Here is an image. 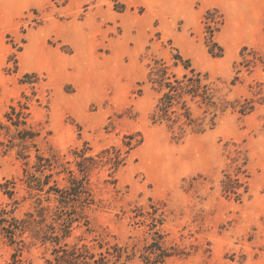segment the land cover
Returning a JSON list of instances; mask_svg holds the SVG:
<instances>
[{
    "label": "rangeland",
    "instance_id": "1",
    "mask_svg": "<svg viewBox=\"0 0 264 264\" xmlns=\"http://www.w3.org/2000/svg\"><path fill=\"white\" fill-rule=\"evenodd\" d=\"M156 59L177 74L189 59L219 96L252 110L228 106L211 127L208 114L200 132L154 121ZM18 100L40 150L67 167L85 146L87 155L132 146L115 171L92 169L97 204L63 241L127 246L129 264H264V0H0V119ZM15 152L0 160V208L21 219L36 202ZM228 176L240 177V195L223 190ZM67 177L55 175L60 186ZM7 179L16 182L11 196ZM137 206L162 213L170 255L159 263L139 256L152 230L149 218H132ZM3 225L0 264H14L15 253L20 264H55L54 244L29 231L12 241Z\"/></svg>",
    "mask_w": 264,
    "mask_h": 264
},
{
    "label": "trees",
    "instance_id": "2",
    "mask_svg": "<svg viewBox=\"0 0 264 264\" xmlns=\"http://www.w3.org/2000/svg\"><path fill=\"white\" fill-rule=\"evenodd\" d=\"M174 59L173 66H177L178 62L183 60L180 54H175ZM183 62L185 71L181 74L169 71L170 65L163 59L154 60L151 66L148 80L159 93L152 114L154 121H164L170 128L178 129L180 133L200 132L206 129L208 114H212L209 118L211 127L218 112L225 111L228 106L237 108L241 113L252 110L253 105L249 103L239 104V101L232 103L219 96L218 89L208 81L206 72L192 67L189 59ZM28 109L27 101L18 100L16 105H9V109L4 112L5 120L0 119V160L15 149L16 158L22 160V176L19 180L25 185L30 197H34L36 209L35 212L28 211L25 217L17 219L14 216L10 218L5 216L13 210L0 208V223H5L2 226L3 231L12 241L17 233L29 231L32 238L42 243L51 242L54 244L52 253L55 264H129L135 251L132 249L133 251L129 252L127 246L98 240L97 249L96 246L87 243L70 244L63 240L70 235L74 224L88 225L85 211L97 204L89 181L92 169L107 166L110 173L115 171L124 163L127 153L132 148L131 143L125 142L127 145L125 150L111 146L94 155H87L90 148L82 147L74 151L75 167L70 168L59 161L55 154L46 155L40 150L37 145L39 132L28 123L30 114ZM199 110L201 112L197 113ZM32 148L33 159L30 152ZM61 172L68 173L67 184L64 186H60L55 178V175ZM234 182L236 185H233ZM237 183L241 185L239 176L234 178L228 176L227 180H223V190L240 195L236 191ZM15 184L14 179H7L2 186H5V192L11 196ZM42 194L45 198L41 197ZM43 199L46 201L53 199L56 205H44ZM135 210L132 218L139 216L149 218L147 225L152 230L151 241L142 246L139 256L146 262L159 263L170 255L161 245L163 235L160 228H157L163 221L162 213H158L156 207L149 211L137 206ZM142 222H145V219ZM23 244L20 243L21 246ZM14 264H20L16 253Z\"/></svg>",
    "mask_w": 264,
    "mask_h": 264
},
{
    "label": "bare ground",
    "instance_id": "3",
    "mask_svg": "<svg viewBox=\"0 0 264 264\" xmlns=\"http://www.w3.org/2000/svg\"><path fill=\"white\" fill-rule=\"evenodd\" d=\"M239 40V39H238Z\"/></svg>",
    "mask_w": 264,
    "mask_h": 264
}]
</instances>
